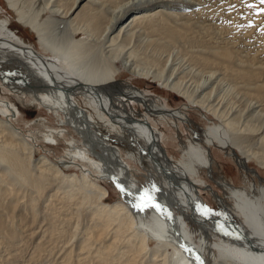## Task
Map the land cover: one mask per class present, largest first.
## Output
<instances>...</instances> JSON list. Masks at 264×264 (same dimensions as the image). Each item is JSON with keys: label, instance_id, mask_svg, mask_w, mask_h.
<instances>
[{"label": "bare ground", "instance_id": "obj_1", "mask_svg": "<svg viewBox=\"0 0 264 264\" xmlns=\"http://www.w3.org/2000/svg\"><path fill=\"white\" fill-rule=\"evenodd\" d=\"M38 1H41V5L36 9ZM82 1L4 0L7 9L15 16V22L35 35L41 53L14 44L9 39L0 38V82L6 84L13 92L25 90L35 96L42 91L41 102H38L40 100L35 96L37 103H44L48 105L47 108L64 116L62 124L73 129L83 140L82 144L90 155L101 162L98 177L112 182L120 190L122 201L106 203L109 195L107 188L92 182L87 176L81 175L79 178L77 175L65 173L64 170L69 167L66 161L54 163L44 154L35 158L33 145L9 119H6L13 118V109L9 104L0 102V108L4 113L7 112L6 120L0 118V183L8 182L4 189L9 186L14 190L13 188L17 187L24 193L34 194L33 191L41 189L39 186L45 184L42 181L46 179V175L51 174L47 182L51 179V182L55 181L58 191L75 205L87 206L92 227L96 226L95 231L98 228L100 230L97 232L102 233L110 230L109 234L112 233L117 239L116 233H120L122 229L129 243V247L123 245V249L129 251L131 256L134 252L135 258L140 257L142 264H264V193H254L251 189L237 192L231 186H225L213 176L210 155L212 146L231 149L235 158L241 157L247 161L252 159L251 161L257 162L260 170L264 171V84L253 81L256 71L250 68L253 64L261 66L264 62L249 60L251 65L236 70L237 75L233 73V67L243 62V59L238 58L236 47L209 49V54H201L188 61L195 67L197 64L210 68L209 71H204V78L200 75L199 80H193L191 90V79L180 80L184 73L181 64H175L176 66L168 69V74L163 78V69L151 67L150 71H154L150 75L153 81H158L161 87L183 97L187 104L199 107L219 123L203 130L202 133L192 134L189 141L182 143L179 161L173 163L161 148L160 136L151 130L148 120L145 125L136 120L128 107L130 102H135L145 107L146 115L160 121H180L184 111L177 110V113H173L164 105H155L154 100L148 99L140 89L136 94L127 91V88L123 89L117 84L115 73H111L110 64L118 61L122 70L131 74L140 73L142 76L145 72L142 69L148 64L145 66V62L144 67L141 62L148 57L151 60L156 49L166 45L164 41L154 39L151 33L162 31L161 33H165L164 37H161L163 40L175 41L183 28H190L183 18L191 14H181L178 11L192 8L194 4L188 0H86L83 4ZM87 3L89 7L85 8ZM168 8L176 11H169ZM41 11H45L49 17L43 22H37ZM51 30L55 31V38L50 40L48 31ZM78 34H82L83 38L76 39ZM90 44L95 45V48L90 49ZM48 54L51 58H47ZM167 59L169 60L168 57ZM148 63L155 65L154 59ZM198 66L196 68H199ZM141 70L143 72H140ZM224 71L228 73L225 74ZM232 74H236V77ZM226 75H231L234 79L239 77L235 80L238 85L231 84L232 88L229 89L230 85L225 79L231 78ZM245 85L249 86L245 88ZM229 90L238 94L237 100L236 93L234 97L236 103L240 104V100L247 101L246 105L243 103L244 109L238 108L239 105L231 101V96L228 97L227 94ZM76 96L86 99L84 107L89 110L87 113L77 103ZM124 98L127 101H122ZM93 120L108 128L107 139L94 129ZM108 139L130 147L129 150L132 151L128 152L126 160L134 161L139 166L148 162L151 171L147 170V180L156 179L158 185H154L152 181L144 185L133 183L130 169L119 151L109 144ZM139 143L143 144L142 151L148 153L145 157L134 149ZM239 160L240 167L246 169L247 166ZM203 171L207 173L208 178L218 181L220 186L230 193V197L236 202L234 209L245 217V224L239 227L225 224L206 212L195 181ZM45 189L46 187L43 190ZM12 197L18 198L13 195ZM53 199L50 196V200ZM34 200V197L31 198L32 206L29 208L32 214H35ZM68 200L65 199V203ZM144 202L149 206L143 210L133 206ZM77 226L78 224L74 229H77ZM111 226H114L113 230ZM91 232L88 236L89 242L94 236ZM210 233L217 235V242L212 243ZM115 239L110 242H115ZM88 246L86 248H90ZM125 251L118 253L120 258L125 257ZM118 254L112 255L117 257ZM102 255L104 259L105 256ZM133 257H130L132 260L129 258L132 262L135 259ZM127 261L125 259L126 263ZM109 262L112 263L110 258Z\"/></svg>", "mask_w": 264, "mask_h": 264}, {"label": "rangeland", "instance_id": "obj_2", "mask_svg": "<svg viewBox=\"0 0 264 264\" xmlns=\"http://www.w3.org/2000/svg\"><path fill=\"white\" fill-rule=\"evenodd\" d=\"M188 1L194 4L193 6L195 7L192 6V8L190 7L189 9H183L178 12L187 15L191 14L183 18L186 20V23L190 25V28H183L181 35L177 37L175 41L169 42L166 41L167 39L163 40L161 37H164L165 33H161L162 31H154L151 33L154 35V39L158 38L159 42L164 41L166 45L156 49L155 52L153 51L154 58L152 57L151 60L154 59L156 66L148 63V61H151L148 59L149 57L146 58L147 61H145V59L141 62L143 63V66L145 62H147L145 63V66L147 64L148 67L150 66L149 69L147 66H144L146 70L142 69L145 71L143 75L146 76H141L140 73H138L139 75L136 73L131 74L122 70L118 61H114L110 64L111 73L113 75L115 73L117 84L121 85L123 89L127 88V91L134 94H136L137 90L140 89L144 92L148 99L152 101L154 100L155 105H164L168 111H172L173 113H177V110L184 111L180 121H174L175 119H170V121H160L146 115L144 110L145 107H142L135 102H130V106L128 107L133 118L136 120L143 122L144 125L146 124V120H148L151 125V130L160 136L159 141L161 148L164 150V153H166L167 158L170 161H173V163H177L179 161V151L181 150L182 143L189 141L192 134L195 132L202 133L203 130L208 129L213 125H218L219 123L214 120L212 116L204 113L199 107L187 104L183 97H180L175 92L168 91L161 87L158 81H153L150 77L151 73L154 72L150 71L151 67L163 69L161 76V78H163L166 74H168V69L172 68V66H176L175 64H181V66L184 67V73H182L180 80L191 79L192 81L190 80L191 83H189L190 89L188 88L191 90L193 80H199L201 78L200 75L204 78V71H209L210 68H204V66L200 67L197 64L196 67L198 66L199 68H196L193 64H189V62L192 61L189 59L196 58L201 54H209V49L222 50V47H236L235 49L238 51H235L240 56H238V58L243 59V62H240L238 65L233 67V73H236L237 75L238 73L236 70L238 71L240 68L251 65L249 60L255 61L256 63L264 62V3H262L261 0ZM40 2L41 1L37 2V7H35L36 9L38 6L40 8ZM85 2L86 0H83L82 4ZM88 7L89 4H85V8ZM168 9L172 12L176 11L171 8ZM48 17L49 16L45 11H41L38 15L37 22H43L48 19ZM214 29H217V32ZM48 32H50L49 39H54L55 31L51 30ZM81 36L82 34H78L76 39L83 38ZM0 38L9 39L14 44H18L37 53H41L35 35L28 28L18 25L15 22V16L7 9L4 0H0ZM88 46L90 49L95 48L93 47L95 45L90 44ZM202 48L203 50H201ZM42 52L44 53L45 51ZM49 55L50 54L47 55V58H51ZM52 59L55 60V58ZM141 63L140 65H142ZM250 68L256 72L253 78L249 77V79L252 78L253 81L256 80L257 84H264V63L261 66L253 64V67L251 65ZM142 70L140 72H143ZM146 71L149 72V74H147ZM224 72L225 74L228 73L226 71ZM236 74L232 75H235L234 77H236ZM185 75L187 76L186 78ZM233 76L231 77V75H229L227 77L226 75L227 78H231L225 79L226 81L228 80L227 82L230 85V88L226 85L227 89H231V84H235L237 82L235 80L239 79V77L234 79ZM232 79L233 81L230 82ZM236 84L238 85V83ZM248 86L245 85V88ZM7 87L8 86L2 83V81L0 82V102L9 104L14 111V115H12L13 118L7 117L6 119H9L12 125H14L15 128L17 127V129H19L26 137L27 141L33 145L35 158L44 154L54 163L66 161L69 167L64 170L65 173L77 175L79 178L81 175L85 177L87 176L92 182L107 188L109 195L106 198V203L113 204L116 201H122V197L119 192L120 190H118L112 182L110 183L98 177V171H101V162L90 155V152L84 147V144H82L83 140L73 131V129L62 124V122H64V116L47 108L48 105H45L44 103H37L35 96L36 98H39L40 101L38 102H41V98H43L42 91L38 94L36 93V95L34 94L35 96H33L25 90H16V92H13ZM235 93L236 92L233 90H229V92H227L228 97L231 96L230 98H232L231 101L233 100V103L239 105L238 108L244 109L243 106L246 105V99H249L245 97L246 102L239 99L240 104L236 103L235 100L238 99V94L236 93V98ZM75 98L77 103L85 110V112L89 111L86 107H84V101L86 103V99L84 97L76 96ZM91 101L94 103L92 99ZM122 101H127V99L124 98ZM6 114L7 112L4 113L3 109L0 108V118H4V120H6ZM93 121L94 124L92 125L94 126V129L106 138V135H109L108 128H104L103 125L96 123L95 120ZM108 140L109 144L119 151L121 158H123L126 162L127 167L130 169L133 183H136L137 185H144L146 182L150 183L152 181L154 185H158L156 179L155 181L154 179L147 180V170L151 171V166L148 162L143 163V168V166H139L134 161L126 160L128 152L132 151L129 150L130 147L123 143H115L110 139ZM142 145L143 144L139 143V145H135L134 149L136 153L139 152V155L142 153L141 156L145 157L148 153L145 150L142 151ZM210 155L212 158L211 168L213 176L218 178L225 186H231L237 192L248 191L251 189L254 193H264V171L260 170L257 162L254 160L251 161V158L250 161H247L240 157L239 159H241L244 165L248 168L242 169L239 165L240 162H238L240 160L237 157L235 158L231 149H222L215 146L210 147ZM50 175L48 174L49 177L46 175V179H43L42 181L45 182V184H41L43 185L42 187L41 185L39 186L42 189V192H40L41 189H38L33 191L34 194L29 192L24 193L17 187H14V190H12V187L9 186L4 189L8 182L7 184L0 183V264H117L115 263L116 261H119L118 264H122L121 262L123 261V264H128L129 262L131 264H134L135 262V264L141 263L140 257V260L138 257H136V259L134 252L132 256H134L133 258L135 259H133V262L130 261V259L132 260V258H130L132 257L131 253L127 250L126 252L125 248L123 249V245L124 247H129V243L127 242L128 237L123 233L124 231L122 229L120 233H118L121 238H119V235L116 233L117 239L112 236V233L109 234L110 230L102 233L101 231L97 232V230H100V228H98L95 231L96 226L95 228L92 227L93 224L90 221L91 215L88 213L90 210L87 209V206L83 204L85 205L84 207H86L84 208L82 207L83 205L78 206L75 205L72 200L69 201L70 199L68 200L62 192L58 191V185L55 184V181L51 182V179L47 182L48 179H50ZM33 179L35 178L33 177ZM195 181L197 185L196 189L199 191V197L205 206L204 209L206 212L212 214L216 218H219L225 224L229 223L235 227H239L246 223L244 219L245 217L243 218V215L234 209V205L236 203L235 200L230 197V193L227 192L223 186H220L221 184H219L218 181L208 178L205 171L201 172L200 177ZM49 183L50 185H48ZM261 186L263 187L261 188ZM45 187L47 189H45L46 192L43 190ZM12 195L17 196L18 198L12 197ZM50 196L51 199L55 197V201L54 199L50 200ZM33 197L36 200L33 201L34 204L36 203L34 205L36 215L32 214V211H29V208L32 206L30 203L31 198ZM65 199L68 200L67 203H65ZM20 203H23L24 205ZM27 204L30 207L26 208V206H28ZM74 208H76V210ZM86 212L89 216L85 214ZM74 213H78V215ZM76 224H78L76 227L78 230L74 229ZM113 227L111 226V229ZM82 231H84L85 234H83L84 232ZM90 232L91 234H94L93 237L97 241H92L94 238L90 237L91 240L89 242L88 236ZM98 233H100L101 236H98ZM101 233L105 234L106 237ZM125 235L127 237L126 239ZM105 238H108L109 240H105ZM210 238L212 243L214 241L217 242L218 240L217 235L214 233H210ZM113 239L116 241L113 243L110 242L111 240L113 241ZM123 241L125 244H123ZM92 242L96 243L94 244ZM113 244H117V246H112ZM150 245L153 246V244ZM87 246L90 248H86ZM108 247H115L116 249L113 248V250L109 248V250ZM117 249L121 252L125 251L123 253L125 257H123L126 261L128 260V263L125 262L124 258L119 257L120 255L118 253H120V251ZM98 251L105 253L107 258L105 254H103L105 256L104 257L101 253H98ZM116 253L118 255L117 257H114ZM112 254L115 255L113 256ZM109 258L112 263L109 262ZM111 258L117 259L113 262L114 259L111 260Z\"/></svg>", "mask_w": 264, "mask_h": 264}, {"label": "snow or ice", "instance_id": "obj_3", "mask_svg": "<svg viewBox=\"0 0 264 264\" xmlns=\"http://www.w3.org/2000/svg\"><path fill=\"white\" fill-rule=\"evenodd\" d=\"M261 2L264 3V0H261ZM141 200H143V197H141ZM133 206H134V207H138V208H140L141 210H143L144 207H148L149 205H148L146 202H144V203L134 204ZM151 206L155 207V205H151ZM221 230H222V229H221Z\"/></svg>", "mask_w": 264, "mask_h": 264}]
</instances>
